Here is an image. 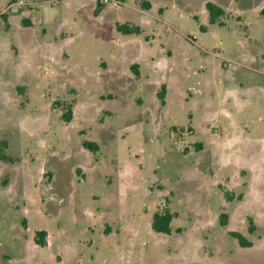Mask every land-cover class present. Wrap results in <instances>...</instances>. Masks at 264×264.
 <instances>
[{
    "label": "rangeland",
    "instance_id": "rangeland-1",
    "mask_svg": "<svg viewBox=\"0 0 264 264\" xmlns=\"http://www.w3.org/2000/svg\"><path fill=\"white\" fill-rule=\"evenodd\" d=\"M148 1L0 0V264H264V0Z\"/></svg>",
    "mask_w": 264,
    "mask_h": 264
},
{
    "label": "trees",
    "instance_id": "trees-1",
    "mask_svg": "<svg viewBox=\"0 0 264 264\" xmlns=\"http://www.w3.org/2000/svg\"><path fill=\"white\" fill-rule=\"evenodd\" d=\"M101 3H97V7L95 9V14L97 15L101 9H102ZM140 5L143 9H149L151 7V3L148 0H140ZM205 7L209 13V20L210 22H215L216 19L223 14V9L216 3L212 1H207L205 3ZM117 29L123 32H130L132 30H138L137 28H131L126 24H120L117 25ZM134 67V65H133ZM157 95L161 102H164L165 97V85L162 84L159 91L157 92ZM70 108L67 109L66 112L62 113V117L64 120L69 121L70 118ZM82 145L84 148L90 150V151H96L98 149V145L94 141L90 140H83ZM174 217V214L171 213L168 209H163L161 211H155L151 216V229L155 232L160 233H170V222L172 218ZM225 217L224 214L220 215V222L224 224L223 218ZM230 234L237 240L238 244L242 247H248L250 246V242L239 232L237 231H231ZM46 236L47 233L45 230H36L34 233V242L40 246L46 245Z\"/></svg>",
    "mask_w": 264,
    "mask_h": 264
},
{
    "label": "built area",
    "instance_id": "built-area-1",
    "mask_svg": "<svg viewBox=\"0 0 264 264\" xmlns=\"http://www.w3.org/2000/svg\"><path fill=\"white\" fill-rule=\"evenodd\" d=\"M104 2H106L107 0H103ZM21 3V1L20 2H15V3H13V4H20Z\"/></svg>",
    "mask_w": 264,
    "mask_h": 264
}]
</instances>
